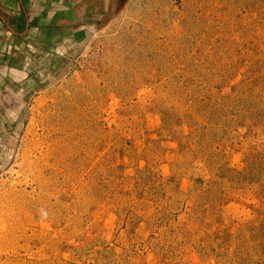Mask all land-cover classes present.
<instances>
[{
  "label": "rangeland",
  "instance_id": "rangeland-1",
  "mask_svg": "<svg viewBox=\"0 0 264 264\" xmlns=\"http://www.w3.org/2000/svg\"><path fill=\"white\" fill-rule=\"evenodd\" d=\"M41 57L0 66V264H264V0H126Z\"/></svg>",
  "mask_w": 264,
  "mask_h": 264
},
{
  "label": "crops",
  "instance_id": "crops-1",
  "mask_svg": "<svg viewBox=\"0 0 264 264\" xmlns=\"http://www.w3.org/2000/svg\"><path fill=\"white\" fill-rule=\"evenodd\" d=\"M125 1L0 0V66L15 71L11 62L18 57L19 68L25 70L26 57L34 54L42 59L44 49L97 28Z\"/></svg>",
  "mask_w": 264,
  "mask_h": 264
}]
</instances>
